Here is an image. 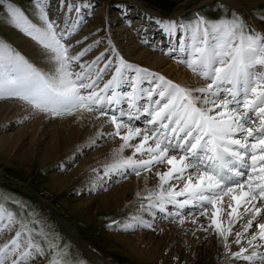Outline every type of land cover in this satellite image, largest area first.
I'll use <instances>...</instances> for the list:
<instances>
[{"label":"snow or ice","instance_id":"snow-or-ice-1","mask_svg":"<svg viewBox=\"0 0 264 264\" xmlns=\"http://www.w3.org/2000/svg\"><path fill=\"white\" fill-rule=\"evenodd\" d=\"M33 3L36 22L12 0H0V7L14 27L41 46L49 67L36 66L0 42V99H18L52 117L77 112L108 117L114 131L101 135L119 137L121 154L132 150L107 165L108 171H122L127 178L129 171L139 177L158 165L166 168L155 171L158 185L145 197L144 211L154 215L155 209L179 217L183 224V210L191 206L210 221L201 229H214L227 254L248 264H264V33L248 28L235 13L218 21L197 17L188 25L158 21L177 38L178 50L185 54L180 62L206 81L204 86L184 87L122 57L114 60L107 50L82 61L101 43L73 54L74 45L68 41L79 30L82 6L59 0L69 15L76 13L71 23L61 24L50 18L49 0ZM124 69L135 75L129 77ZM145 81L149 87L143 86ZM141 117L143 124H138ZM33 216L18 215L0 204V236L14 232L0 243V264H31L45 255L51 257L49 264H73L66 246L36 227L39 221L29 219ZM133 220L152 226L142 217ZM237 223L241 230L233 232ZM229 236L234 237L231 242ZM231 244L240 245L239 251H232Z\"/></svg>","mask_w":264,"mask_h":264},{"label":"bare ground","instance_id":"bare-ground-1","mask_svg":"<svg viewBox=\"0 0 264 264\" xmlns=\"http://www.w3.org/2000/svg\"><path fill=\"white\" fill-rule=\"evenodd\" d=\"M174 1V3L179 4L178 9L175 10V8L169 15H162L138 0H122L117 3H112L109 0H74V3L80 4L82 7L79 30L68 41L74 45L72 50L73 54L89 44L101 41L98 46L93 47L86 56L82 57V61L91 60L99 53L107 50L108 53L106 54L112 55L114 60H118V58L122 57L124 61L132 65L148 69L151 73L162 75L166 79L180 84L181 86L192 88L204 86L206 81L194 74L184 63L180 62V58L184 57L185 54L179 52L177 38L168 35L164 30L165 26L158 23V21H177L179 24L183 25L190 24L188 21L185 22L183 18H181V11H183L184 8L183 4H185L184 2H187L188 0ZM213 1L215 0H200L199 2H196V4L198 3L197 5H199L200 3H206L209 6V4L214 3ZM222 1L227 2L230 5L239 6L245 10L247 12L246 19L248 20V28L264 33V24L258 20L260 19L258 18L259 16L251 14V9L254 10L256 6L264 4V0ZM49 5L48 12L50 18L56 19L61 24H63L65 20H68V22L71 23V21L76 17L75 12H72L69 15L66 8H61L59 0H49ZM83 5H87V7H84ZM28 16L36 22L35 14H29ZM18 33L20 32L17 28H14L12 36L15 39H13L12 45L22 53H25L30 60L33 59L35 61L34 63H37L39 67L47 69L49 67V63L45 58L43 51L38 50L32 44L30 40L31 38L26 36L25 33H20V35ZM84 37H88V39L84 40ZM76 41H83V43L77 44ZM113 49L115 50V55H113ZM124 71L129 77L135 75L134 71L131 69H124ZM110 76L111 72H109L104 79L107 80ZM143 86L149 87L147 81L144 82ZM124 106L125 110H127V106ZM19 121L20 123H23L22 126H15V124ZM143 121L144 118L141 117V120L137 121V123L143 124ZM0 123H2L0 125V131L7 126L16 128L12 142H7L4 134H0V150H3V153L5 154L6 151L11 152L13 149H23L24 146L29 144L32 146L34 142L37 141V138L43 141V137L48 138L50 141L49 144H51V146L53 145V147L57 144L59 146L62 145L61 151H55L54 153L49 152V154L46 153L47 155L45 156L41 154L42 157H39L40 159L38 160L39 162L43 161L42 163L48 159H56L70 147L81 145L85 141L86 145H88V142H91V140L95 141L92 145H101L102 148L99 147L100 149L98 148L97 151L92 152L88 157L82 159L81 155L92 145H88L85 148H77V153H75V156L77 155L76 160H71L73 163L70 162L71 157L66 160L67 163L70 162L68 165H65L69 166L66 170L67 172L52 173V176H55L54 179L57 180L58 176L62 179V184H60L59 189L64 186L67 181L69 183L71 175H75L86 165L90 166L93 163L103 162H108L107 165H109L117 160L120 155L130 156L132 154L131 149L124 150L128 152V155L125 154L126 152H123L122 154L119 153L118 150L122 144L119 137L101 135V133L113 132L114 126L108 122V117H100L97 119L96 115L92 113L85 112L81 114L80 112H77L74 115L52 117L48 114L34 111L30 105L23 103L18 99H2L0 101ZM80 140L81 144H78ZM135 142L136 141H133L132 143ZM22 156L23 155H21V153L14 155V157L21 158ZM100 167L101 166H99V168ZM157 169L160 171L166 170L164 165H158L156 168H153L151 172L142 171L139 177L132 174L127 178H121V176L125 174L122 171H118L115 176H110L104 173L102 174L104 175L103 178H101L100 175L98 180L91 181L85 186L84 192L86 194L83 193L78 196V198H76V202H74V199L72 198V207L75 208L74 210H77V208L88 206L94 202L96 205L90 207L89 214L93 215L105 206L110 207L111 209L114 208L116 203L119 204L118 199H121L120 201H122L127 196L138 197L139 195L142 196L148 194L150 190H155L157 188L158 178L155 176V171ZM88 192L97 194L91 195ZM101 195H105L104 200H101L103 199L101 198ZM179 199H183V197H180ZM147 204L148 201L143 205L147 206ZM168 207L170 211H176V209L171 206ZM153 212L155 213L154 215L149 213L147 217H143L145 221L151 223V227H145V229H143L144 226H139V224H137L136 227L134 226V228L139 229L136 232H133L130 228V232L125 234H107L108 237H106V239L111 240L113 237H116L129 246L132 245L131 241H133L134 237L137 236L136 238H140L143 245L146 247H130L126 253L140 257L145 264H157L158 262H161L160 260L163 261L168 255H170L167 253L170 242L169 239L164 238L165 242L160 245L159 250L157 249L155 251L156 255H154V252H151L150 249L148 251V248L152 246V241L150 239L151 236L157 235L162 237L165 236L169 230H172L176 233L175 235L178 236L189 232L194 236V240H196V243L194 242V246L196 245V247H198V245L209 244L208 247L204 246V251L202 250L203 253L200 257L201 261L196 260L195 258L193 264H213L216 261V258L219 256V246L222 240L215 233L214 229L209 228L208 231H203L201 229V225L207 226L210 221L204 216H200L197 209L189 206L183 210V224L180 223L179 217H166L164 214L155 209ZM190 212L192 213L191 215L188 214ZM92 217L93 216H91V218ZM194 219L197 223L192 222ZM226 219V215L222 217L224 226H227ZM57 221L66 236L75 244H78L81 250L86 254L87 258H89V261H92L95 264H112L106 259H102L101 256L96 253L95 249H91L84 244L73 228L68 225L69 223L67 224V222L62 220L59 216ZM99 224H101V222H98V225ZM236 227V231L241 230L240 224ZM11 235H14V232H5L3 236H0V243L9 239ZM156 240L157 239H155L154 244H156ZM242 244L247 246L246 241H242ZM162 264L171 263L165 261L162 262Z\"/></svg>","mask_w":264,"mask_h":264},{"label":"rangeland","instance_id":"rangeland-1","mask_svg":"<svg viewBox=\"0 0 264 264\" xmlns=\"http://www.w3.org/2000/svg\"><path fill=\"white\" fill-rule=\"evenodd\" d=\"M109 1L112 3H117L121 2L122 0ZM138 1L145 3L146 6L151 7L162 15H169L174 11L175 8V10H177L179 6L178 3H174V0ZM199 1L188 0L187 2H184L185 4H183L184 8L183 11H181V18H183L185 22L188 21V23H192L199 16H202L208 21H218L222 17L231 18L232 14L235 13L240 18H242V20L247 25V12L241 7L230 5L229 3L223 2L222 0H215L216 2L213 1L214 3L209 4V6L206 3H200L199 5H197L198 3L196 4V2ZM12 2L23 9L26 15L35 14L36 12L33 0H12ZM251 11V14L259 16L258 18L260 19L258 20L264 24V4L256 6V8L254 10L251 9ZM14 28L16 27H14L10 23V19L5 11V8L0 7V42L10 45L14 50L18 51L30 62L39 67L37 63H34L35 61L33 59L30 60L25 53H22L12 45V41L13 39H15L12 36ZM17 30L20 33H23L19 29ZM20 33L18 34L20 35ZM30 40L38 50H42L41 46L37 45L34 40ZM1 124L2 123H0V125ZM22 124L23 123H20L19 121L15 124V126L18 125L19 127L20 125L22 126ZM15 129L16 128L7 126L3 128L2 131H0V134H4L7 142H12L14 132L16 131ZM38 140L39 138H37V141H35L32 146L31 144H29L24 146L23 149H13L11 152L6 151V154L3 153V150H0V204H2L8 210L15 211L18 215L27 216L28 213H33L34 216L29 217V219H37L39 221V224L36 225V227H43L44 231L51 237H54L56 242L61 247L66 246L65 251L69 254L67 259L73 262V264L95 263L89 261V258H87L86 254L81 250L78 244H75L66 236V234L60 227L59 222L57 221L58 216L62 220H65L67 224L69 223L68 225L73 228L78 237H80V240L89 248L95 249L96 253L101 256L102 259H106L112 264H145L140 259V257L134 256L130 253H126L128 252L130 247H146L143 245V242L140 238H136V234V237H134L133 241H131L132 245L129 246L119 238L113 237V239L107 240L106 237H108L107 234H125L127 232H130V228H126V225H133V227H131V230L133 232L139 230L138 228H134V226L136 227L137 223L133 220V217L143 218L148 216L149 212L144 211V209L141 207V205L148 201L147 199H145L148 194L142 196L139 195L138 197L127 196L122 201H120L121 199H118L119 204L116 203V206H114V208L111 209L110 207L105 206V209H99L98 212L94 213L93 215L89 214L90 207L96 205L94 202L93 204L91 203L88 206H83L77 208V210H74L75 208L72 207V198L74 199L73 201L76 202V198L85 193V186L88 183L94 180H98L100 175L101 178H103L104 175L102 174L104 173L110 176H115L118 171H108L106 169L108 162L93 163L90 166L86 165L84 168L79 170L78 173H76L75 175H71V181L69 179V183L67 181L65 185L59 189L60 184H62V179L59 176L57 180L54 179L55 176H52V173L67 172L66 170L69 166L65 165H68L70 162H72L71 160H76L77 155L75 156V153H77V148H85L88 145H92L95 141L91 140V142H88L89 144L86 145V141L81 144L80 140L78 144L81 145H78L79 147H70L56 159H48L44 163H42L43 161L39 162L38 160L42 157V155L45 156L49 154V152L54 153L55 151H61L62 145H54V148L53 145L51 146V144H49L50 141L48 138L43 137V141ZM45 143L47 147L45 146ZM99 147H101V145H92L88 147V149L81 155V159L88 157L92 152L97 151ZM20 153L21 155H23L22 158L14 157V155ZM124 153L128 155L127 151H124ZM70 157V162L67 163L66 160ZM99 166L101 167L99 168ZM99 171L101 172V174ZM132 174L134 173L128 172L126 175L128 177ZM121 178H125V174L122 175ZM89 194L92 195L93 193ZM96 194L97 193L93 195ZM104 196L105 195H101V198H103L101 200H104ZM14 201L22 202L26 207L21 209L16 203H13ZM91 216L93 217L91 218ZM98 222H101V224L98 225ZM238 225L239 223L234 226L233 232L236 231L235 229ZM143 229H145V227H143ZM175 234L176 233H174L172 230H169V232L166 233L165 236H151L150 239L152 241V246L148 248V251L150 249L151 252H154V255H156L155 251L157 249L159 250L160 245L165 242L164 238L169 239L170 242L167 249V253L170 255H168L167 258H165L163 261L160 260L161 262H158L157 264H162V262L165 261L171 264H193L195 258L196 260L201 261L200 257L205 249L204 246L208 247L209 244L200 246L198 245V248L196 247V245L194 246L196 240H194V236L189 232L182 234V237ZM233 238V236H229V242H231ZM155 239L158 240H156V244H154ZM239 247L240 246L238 245L231 244L232 251H238ZM45 248L47 252L46 245ZM219 249V256L216 258V261L213 264H248V262L242 259H236L227 254L222 246V242L219 246ZM50 258L51 257L49 255L37 256L36 259L32 261V264H49Z\"/></svg>","mask_w":264,"mask_h":264}]
</instances>
